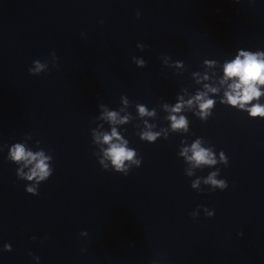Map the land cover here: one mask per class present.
Masks as SVG:
<instances>
[{"label": "clouds", "instance_id": "1", "mask_svg": "<svg viewBox=\"0 0 264 264\" xmlns=\"http://www.w3.org/2000/svg\"><path fill=\"white\" fill-rule=\"evenodd\" d=\"M42 66L37 63V70ZM225 79H231L234 82L229 86V91L225 92V100L232 106H239L240 108H245V106L254 99H258L261 95L258 85H264V53H249L242 52L237 58L231 63L225 65ZM215 92L216 89H209ZM198 103L200 108V115L205 118L209 115V110L214 105L215 101L212 99H205L204 93H199L194 97V100H189L187 103L191 105L193 102ZM183 107V102L178 103L174 108L171 109L173 113H179ZM141 115L146 114V110L143 107L139 109ZM251 116H264V106L260 104L253 105L248 109ZM150 114V113H149ZM108 118L113 122L123 123L127 120L125 117L122 121H117V114L115 112H110L107 114ZM171 120L173 129H185L187 128V120L184 116L171 115L169 117ZM157 134L152 132H145L143 138L148 140H154ZM120 140V137L115 128L112 129L111 134H105L103 136V142L109 144L105 155L111 159L117 170L123 168V163L125 160H130L134 156V152L129 150L124 146V142L114 143L113 140ZM188 149H185V152ZM192 156L189 158L194 160L197 164H213L215 161L212 159L211 154L208 150L200 146V141L197 140L191 145ZM11 158L17 162H25L26 164H32L34 161L35 166L28 175V179L31 180L34 177H39L44 179L49 175L48 166L45 163V158L41 153L33 154L32 152L26 151L25 148L16 144L11 150ZM209 181L220 187H225L223 181H216L212 177H209ZM28 192L34 193L33 188H28Z\"/></svg>", "mask_w": 264, "mask_h": 264}]
</instances>
